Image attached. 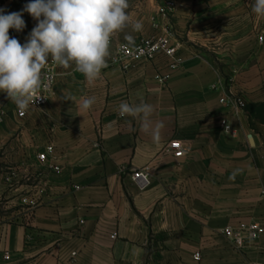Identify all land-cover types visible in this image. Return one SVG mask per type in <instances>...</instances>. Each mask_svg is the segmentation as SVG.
I'll return each mask as SVG.
<instances>
[{
  "label": "crops",
  "instance_id": "0c3cea01",
  "mask_svg": "<svg viewBox=\"0 0 264 264\" xmlns=\"http://www.w3.org/2000/svg\"><path fill=\"white\" fill-rule=\"evenodd\" d=\"M174 1L167 24L178 70L159 56L127 73L102 69L89 83L57 67L49 104L24 120L0 92V264L264 263V235L243 249L223 236L240 223L264 228V18L252 0ZM29 2L5 0L0 9L21 12ZM22 18L23 31L9 30L21 44L36 25L27 12ZM150 19L123 44L152 36ZM229 91L245 110L221 103ZM90 96L95 104L81 111ZM142 100L165 125L159 142L118 114L121 101ZM174 141L184 157H174ZM48 147L54 153L40 163ZM141 169L151 175L144 192L130 177Z\"/></svg>",
  "mask_w": 264,
  "mask_h": 264
},
{
  "label": "clouds",
  "instance_id": "9594fccd",
  "mask_svg": "<svg viewBox=\"0 0 264 264\" xmlns=\"http://www.w3.org/2000/svg\"><path fill=\"white\" fill-rule=\"evenodd\" d=\"M250 6L252 13L264 18V0H252ZM129 7V0H30L21 12L3 14L0 9V92L19 110L27 111L41 98L37 94L42 70L49 61L59 68L74 69L89 83L94 82L107 67L113 34L129 26L136 32L143 30L142 21L131 20ZM23 12L36 25L21 44L10 37L9 30L23 31ZM95 102V96L84 97L79 108L90 110ZM154 111V106L143 100L121 101L118 105L121 117L138 121L140 131L159 142L165 125L153 119Z\"/></svg>",
  "mask_w": 264,
  "mask_h": 264
},
{
  "label": "built area",
  "instance_id": "2783aa9c",
  "mask_svg": "<svg viewBox=\"0 0 264 264\" xmlns=\"http://www.w3.org/2000/svg\"><path fill=\"white\" fill-rule=\"evenodd\" d=\"M177 8L174 0H167L157 8L156 13L151 17V27L154 31L152 36L143 38L135 45L129 46L126 44H119L114 50V54L109 61L107 67L120 68L124 73L129 72L135 66L143 63L154 62L159 56L164 57L168 61V70L170 72L176 71L181 66V60L177 56L178 46L173 43V30L167 24L171 16L175 13ZM164 23V24H163ZM264 37L261 32L258 34V42L263 43ZM111 45V41H110ZM56 64L49 61L42 70V83L38 91L39 100L32 104L27 111H21L18 108L17 117L21 120L27 118L29 110H43L50 102L56 85ZM170 79V74L157 77L161 84H165ZM233 83V81H231ZM216 89V87H213ZM222 104L233 106L238 111L246 109V104L242 97L235 95L231 91L221 100ZM123 118V117H121ZM223 131L226 134H232V127L228 124L226 119L221 121ZM170 149L174 153V157L179 159L184 157L185 151L181 143L174 141L170 144ZM54 153L53 147H48L43 153H39L37 159L40 163H46L49 156ZM53 170L60 172L58 167H53ZM131 181L139 189L144 192L151 187V175L148 169L135 170L130 175ZM264 235V228L257 223H240L237 227H228L223 231V236L229 240L237 249H243L256 243ZM75 253L72 257H75ZM199 259V255H197ZM5 261L10 260L8 253H5ZM249 264H264V263H249Z\"/></svg>",
  "mask_w": 264,
  "mask_h": 264
},
{
  "label": "rangeland",
  "instance_id": "374dc122",
  "mask_svg": "<svg viewBox=\"0 0 264 264\" xmlns=\"http://www.w3.org/2000/svg\"><path fill=\"white\" fill-rule=\"evenodd\" d=\"M4 1L5 0H0V3ZM160 2L161 0H129L130 7L127 12L133 22L140 20L143 22V25H146L148 20L156 11L157 7L160 5ZM126 37H131V40L126 39ZM135 38L136 33L130 26L123 31L114 33L111 38V45L109 49L110 56L107 58V60L111 57V55L113 56L117 45L123 43L130 44L135 40Z\"/></svg>",
  "mask_w": 264,
  "mask_h": 264
}]
</instances>
